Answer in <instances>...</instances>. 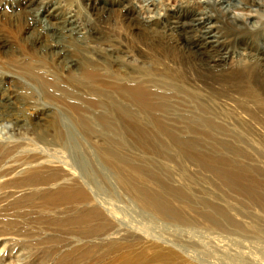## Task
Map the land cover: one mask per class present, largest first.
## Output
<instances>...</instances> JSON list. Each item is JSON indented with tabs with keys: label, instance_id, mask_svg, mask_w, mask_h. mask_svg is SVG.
<instances>
[{
	"label": "rangeland",
	"instance_id": "1",
	"mask_svg": "<svg viewBox=\"0 0 264 264\" xmlns=\"http://www.w3.org/2000/svg\"><path fill=\"white\" fill-rule=\"evenodd\" d=\"M23 1L7 0V3L5 0L3 5L0 4V15L2 12L9 13V23L12 21V27L19 28L16 29L19 32V41L27 50L30 48L29 42L37 38V51L34 46L37 58L42 56L41 45L45 44L48 52L46 54L53 57L56 65H48L47 71H57L60 78H54L60 84L68 85L67 83L76 81L75 90L83 98V102L91 95V84L95 82L84 79L82 63L69 69L68 74L64 73L66 75L60 73L64 72L68 65L67 59L54 51L61 50L59 45L64 34L60 29V12L75 18L76 27L66 34L79 32L85 34V37H90V50L99 64L107 63L111 66V72H117L123 66V69L129 66L150 70L154 68L152 64L148 66V63L146 65V62L130 57L124 59L128 64L127 61L124 63V60L119 62L118 57H115L113 51H117L114 42L118 38V22L114 12V0ZM143 1L146 7L147 4L150 6L156 2ZM232 1L237 6L240 2V6L247 5V16L258 14L264 18V0ZM88 2L90 3L87 4ZM46 5L55 16L45 11ZM54 5L59 7L58 12ZM235 11L242 13L239 9ZM104 25L114 27H110L108 31L111 32H108ZM261 34L264 38V31ZM4 36V42L12 47V38L6 34ZM108 37H112V40ZM250 38H247V60L259 61L264 68V39H260L259 47L255 48ZM32 44L34 45V42ZM5 71L0 68V72ZM13 72L23 81L35 86L22 72ZM156 73L161 72L157 70ZM39 87L41 86H36L35 94L40 109L54 107V111L61 116L69 137L68 145L63 147L40 143L37 150L41 157L39 162L45 163L52 171L66 173L67 177L61 175L57 179L45 178L48 179L47 183L41 181L37 185H9L0 188V264H235L232 259L242 256L244 260H252L258 264L256 253L258 250L264 253L262 242L250 239L241 246L240 236L221 230L219 232L211 221L213 210L226 209L227 202H231L233 208L238 207L236 209H244L246 205L235 189L231 193L230 187L219 186L213 172L214 163L218 164L220 159L222 167V158L227 155V142H223L226 139V128L221 130L224 133L221 135L222 143H217L211 133L202 130L201 125L187 120V115L191 114L195 117L198 114V117L200 114H212L210 109H204L207 112L204 114L197 109L201 108L197 103L183 104L184 102L180 101L182 96L175 95L176 98H172L177 99L173 101L178 104L171 112H163L167 119L166 127H163L158 120L147 124L146 120H151V115L136 109L134 103L123 99L126 101L125 107H128L127 112L134 113L139 110L141 124L131 122L127 119L129 115L120 110L90 109L86 110L85 114L91 120L94 131L89 132L81 127L85 117H79L78 113L63 105L61 98L51 101L52 105L46 98L45 90ZM6 88L7 93L11 94L13 111L0 106V114L10 113V117L0 116V143L8 145L7 148H13L20 142H24V145L13 152L8 164L3 168L12 164L19 167L17 172H20L24 167H20V162H14V158L31 151L29 136L25 133L34 124V120L28 118L33 104L22 103L21 84L18 81L11 80L6 84ZM69 93L72 94L71 98H77L74 92ZM181 106H184V109ZM214 107L218 108L217 105ZM16 114L18 118L13 119L11 115ZM223 114L226 117V112ZM53 118L54 115L48 114L38 120L41 133L54 132L50 123ZM169 133H172L171 137ZM105 149L114 151L116 158L123 164L116 165L109 161L104 154ZM121 176L150 190L154 197L164 204V210L144 204L122 184ZM73 179L78 180L79 188L76 192L55 193L57 188L72 183ZM3 180L5 179L0 182ZM219 193L221 195L215 197V194ZM249 252H252L254 258L248 255Z\"/></svg>",
	"mask_w": 264,
	"mask_h": 264
},
{
	"label": "bare ground",
	"instance_id": "2",
	"mask_svg": "<svg viewBox=\"0 0 264 264\" xmlns=\"http://www.w3.org/2000/svg\"><path fill=\"white\" fill-rule=\"evenodd\" d=\"M254 1L252 0V2ZM4 2L5 0L0 4L3 5ZM113 3L116 7L114 12L118 22L117 27L115 26L118 36L114 42L117 50L113 51L115 57H118L119 62L130 57L140 62H146L148 66L152 64L154 68L150 70L127 67L126 65L127 68L123 69L124 66L121 65L123 67H120L117 72H111V66L107 63L99 64L96 60L95 54L90 50V37H85V34H79V32L66 34L76 27L75 18L60 12L62 15L60 29L64 34L59 45L61 50L55 49L54 51L58 53L57 55L66 58L68 64L65 67L67 69L60 73L68 74L69 69L82 63L84 79L95 82V84H91L92 93L85 98V102L76 93V81L67 83L68 85L63 82L60 84L54 78V76L59 77L57 71H47L48 65L50 67L56 65L53 57L46 54L48 52L45 44L41 45L42 56L37 58L36 51L39 44L38 41L36 45L37 38L32 41L34 45L29 42L30 48L27 50L19 41V32L16 30L19 28L14 29L11 25L12 21L9 23V13L1 11L0 68L6 71L0 72V106L13 109L11 94L7 93L6 84L11 80L18 81L21 84L22 103L24 105L33 104L28 118L34 120V124L25 133L29 136L31 151L14 158V162H20V167H24L22 171L17 172L19 167H14L12 164L5 168L3 166L8 164L13 152L24 145V142H20L13 148H7L8 145L0 143V180L5 179L0 182V188L9 185L12 187L37 185L41 181L46 182L48 179L45 178L57 179L61 175L63 177L67 175L52 171L45 163L39 162L41 157L37 150L40 143L63 147L68 145L69 137L63 126L62 118L58 112L54 111L56 110L54 107L47 109L41 107L42 109H40L35 94L36 86H41L45 90L46 98L50 102L61 98L63 105L78 113L79 117H85L81 127L84 131L86 129L89 132L94 131L91 120L85 114V111L90 109L120 110L129 115L128 120L135 124H141L139 110L134 113L133 111L127 112L128 107H125L126 101L124 102L123 99L134 103L137 106L136 109L151 115V120H146L147 124L158 120L163 127H166L167 119L163 112L169 113L172 109L174 110L178 103L175 104L173 99L176 98L175 95H181L180 101L184 102L183 104L191 102L194 105L193 103H197L201 107L197 109L204 114L207 113L204 109H210L212 114L208 113L206 116L200 114L198 117L197 112V117L192 114L187 115V120L190 123L196 122L201 125L202 130L211 133L217 143H222L221 135L224 133L221 130L226 128V139L223 142H227V155L222 158V167L220 159L217 161L218 164L212 160L214 163L213 172L219 186L230 187L231 193L235 189L244 200L245 204H243L246 205L244 209H236L238 207L233 208L232 203L227 202L226 209H214L211 221L215 229L219 232L221 230L230 235L240 236L241 246H244V242L250 239H257L264 245V68L259 61L247 60V38L251 37L250 42L255 48L259 47L258 41L264 39L261 34L264 31L263 16L258 14L247 16V5L240 6L239 4L242 3L240 2L237 6L232 0H156L150 6L147 4L148 7L144 5L143 0H114ZM46 6L45 11L51 16L54 15L55 13L50 11V7ZM259 8L262 9L260 6ZM54 9L59 11V7L56 5H54ZM235 9L242 11L241 15ZM12 10L14 11L13 8ZM56 15L58 16V13ZM112 26L110 27L112 28ZM104 27L107 31L111 29L106 25ZM81 31L80 33H82ZM5 34L14 41L12 47L4 42ZM34 46H36V51H34ZM124 61L126 63L127 60ZM15 70L22 72L35 86L23 81L13 72ZM157 70L161 73H156ZM71 91L76 95V99L70 97L72 94L69 92ZM45 92L43 91V93ZM173 96L175 98H172ZM214 105H217L218 108ZM223 112H226V117ZM8 114L10 115V113ZM8 114L3 112L0 116L10 117ZM48 114L54 115L50 121L54 128L52 134L41 133L38 129V120ZM11 117L17 119L18 115H11ZM164 130L167 132L166 129ZM169 136L171 137L172 133H169ZM215 152L216 158H218L216 149ZM104 154L113 164H123L120 159L116 158L117 154L114 151L105 149ZM71 181L72 183L57 188L55 193L73 194L76 192L79 188L78 180ZM120 181L144 204L150 205L151 208L156 206L164 210V204L157 200L150 190L124 176L120 177ZM219 186L217 185V188ZM217 195L221 194H215V197ZM243 252L246 253V251ZM251 253L249 252L248 255L252 256ZM256 256L258 257L257 263L264 264V253L258 250ZM243 257H234L232 260L237 264H255V261H246Z\"/></svg>",
	"mask_w": 264,
	"mask_h": 264
}]
</instances>
